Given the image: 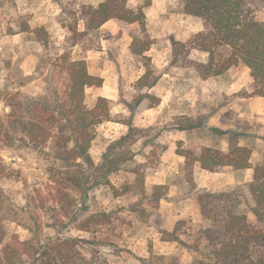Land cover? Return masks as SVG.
Masks as SVG:
<instances>
[{
  "label": "rangeland",
  "instance_id": "1",
  "mask_svg": "<svg viewBox=\"0 0 264 264\" xmlns=\"http://www.w3.org/2000/svg\"><path fill=\"white\" fill-rule=\"evenodd\" d=\"M103 1L0 0V97L4 91L15 92L23 82L25 95L45 93L49 68L40 66L68 52L73 59L84 60L89 73L104 81L102 87L86 89V106L93 109L99 98L109 101L111 120L95 127L93 160L101 164L112 148L114 154L127 151L130 156L108 178L101 171L94 172L84 193L68 191L67 198L56 203L61 197L49 179L52 159L47 153L20 140L11 147L1 141L7 172L0 185L16 214L10 212L13 220L5 223L7 242L12 236L27 240L38 218L42 237L78 239L77 249L87 264H168L172 258L181 264H197L208 257L201 233L212 226L201 215L198 195L231 191L241 201L240 211L255 223L249 193L253 172L226 167L211 174L197 166L190 183L184 172L185 159L177 151L181 144L183 149L211 146L227 152L233 133L238 134L240 145L252 149V166L264 164V100L250 97L253 80L243 65L208 80L191 69L172 65L173 43L186 42L202 31V21L182 14L181 0H147L146 31L153 46L146 55L156 85L141 93L159 98L161 104L148 109L147 102L137 103L134 85L145 68L130 53L129 31L138 35V27L126 31L110 21L78 42L68 28L83 31L84 20L80 14L74 16L75 12L81 5L96 6ZM128 2L133 7L146 4V0ZM250 3L255 18L264 22V0ZM41 28L47 33V43L36 32ZM191 58L204 61L206 56L194 51ZM61 81L55 79L58 88ZM9 111L1 101L0 116ZM138 173L144 177V189L136 182ZM130 184L133 188L127 190ZM158 185L167 189L160 202L152 197ZM180 201L186 202L180 205ZM180 211L186 212L182 219L176 217ZM96 215L105 216L100 225L94 223L88 231L79 229Z\"/></svg>",
  "mask_w": 264,
  "mask_h": 264
},
{
  "label": "trees",
  "instance_id": "2",
  "mask_svg": "<svg viewBox=\"0 0 264 264\" xmlns=\"http://www.w3.org/2000/svg\"><path fill=\"white\" fill-rule=\"evenodd\" d=\"M128 1L104 0L96 6L81 5L74 16H82L84 30L79 31L72 26L68 28L78 42L110 21L117 22L126 31L136 25L139 34L129 31L132 36L129 50L143 61L145 72L134 85L138 93L134 100L137 103L147 102V108L152 109L161 104L160 99L141 93L156 85V76L146 55L153 46V40L146 31L145 9L148 4L146 0L145 5L133 7ZM180 11L200 19L203 30L186 42L173 43L171 64L193 70L202 80L222 77L231 69L243 65L250 71L253 80L250 97L264 98V22L255 18L250 0H181ZM36 32L47 43L44 29ZM194 51L205 55L206 59H192ZM45 66L49 68V89L46 88L45 93L34 97L25 95L21 91L25 82L20 83L15 92L2 93L0 102H5L10 111L0 116V142H4L5 147H11L14 141L20 140L33 150L46 152L52 159L49 179L61 197L56 203H61L67 198L68 191L84 193L94 172L101 171L103 177L108 178L124 166L130 156L127 151L114 154L112 148L104 154L99 165L91 156L95 127L109 122L111 113L109 101L105 98H99L93 109L88 108L85 91L91 87H102L103 79L91 75L87 63L73 59L68 52L40 67ZM58 78L62 79L60 88L55 85ZM125 139L116 145L122 144ZM228 141L227 152L211 146L183 149L181 144L177 151L185 159L184 172L190 183L194 182L197 166L212 173L226 167L235 171L254 170L249 193L254 202L250 211L256 218L255 223H251L247 214L240 211L241 201L231 191L198 195L201 215L211 221L212 226L201 233L209 254L197 264H264V164L252 166L253 151L240 145L238 134H230ZM2 149L4 147L0 145ZM6 172L7 165L0 152V179ZM136 178L144 189V177L138 173ZM126 188L131 190L133 185ZM166 196V186L154 187L152 197L157 202ZM10 207L9 198L0 185V264H87L77 249L80 244L78 239L42 237L38 230V218L35 219L36 228L30 229L31 235L27 240L21 241L19 237L12 236L7 242L5 223L13 220L12 214L16 215ZM54 210L56 213L55 207ZM101 217L105 218L101 215L89 217L79 225V229L88 231L90 225H100ZM168 264L181 263L172 258Z\"/></svg>",
  "mask_w": 264,
  "mask_h": 264
},
{
  "label": "crops",
  "instance_id": "3",
  "mask_svg": "<svg viewBox=\"0 0 264 264\" xmlns=\"http://www.w3.org/2000/svg\"><path fill=\"white\" fill-rule=\"evenodd\" d=\"M107 24V23H106ZM105 24V25H106ZM258 99H263L264 100V98H261V97H258V98H256V100H258ZM263 124H264V122H263ZM199 169L200 170H202L200 167H199ZM203 172H206V173H211L212 174V172H209V171H206V170H202ZM243 171V170H242ZM246 171H251V172H253V174H254V170L253 169H247ZM185 202L186 201H180V205H182V204H185ZM184 214H186V212L184 211V212H182V211H180V213H178V215H176V217H178L179 219H182L183 217H184Z\"/></svg>",
  "mask_w": 264,
  "mask_h": 264
}]
</instances>
